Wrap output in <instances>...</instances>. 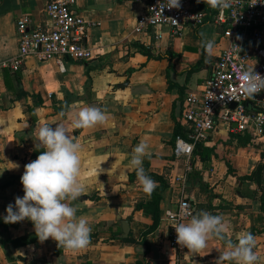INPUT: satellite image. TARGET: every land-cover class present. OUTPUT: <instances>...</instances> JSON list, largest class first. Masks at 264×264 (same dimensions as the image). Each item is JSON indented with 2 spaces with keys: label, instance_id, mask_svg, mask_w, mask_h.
Segmentation results:
<instances>
[{
  "label": "crops",
  "instance_id": "1",
  "mask_svg": "<svg viewBox=\"0 0 264 264\" xmlns=\"http://www.w3.org/2000/svg\"><path fill=\"white\" fill-rule=\"evenodd\" d=\"M47 1L0 0V264H214L226 250L224 241L209 239L207 247L194 255L187 248L176 251L169 246L166 211L183 196L194 214L204 210L221 216L227 225L226 239L236 242L241 234L251 233L258 264H264L260 188L242 178L259 163L257 150L246 146L258 141L231 133L219 122L208 141L199 143L189 157L173 154L175 121L182 137L190 130L183 118L185 96L203 88L211 63L228 43L213 22L215 9L194 0L195 7L206 10V20L173 37L167 26L135 31L147 0H76V12L95 23L84 37L91 58L64 59L60 65L54 58L39 60L30 54L17 70L2 67L19 51L17 20L26 17L29 29L45 23ZM201 32L215 40L207 62ZM138 45L154 56H168L148 57ZM85 106L104 110L107 121L90 129H72L69 115H59ZM58 123L82 145L86 194L72 204L78 217L95 225L91 243L78 252H65L51 238L40 243L30 220L6 224L3 219L7 206L24 195L20 177L24 166L35 160L37 126L55 128ZM141 141L150 152L143 166L147 161L146 171L165 181L153 230H149L151 196L145 195L129 167L132 150ZM12 163L19 167L10 169ZM198 173L205 183L202 188ZM121 219L129 221L130 241L120 237Z\"/></svg>",
  "mask_w": 264,
  "mask_h": 264
},
{
  "label": "built area",
  "instance_id": "2",
  "mask_svg": "<svg viewBox=\"0 0 264 264\" xmlns=\"http://www.w3.org/2000/svg\"><path fill=\"white\" fill-rule=\"evenodd\" d=\"M75 2L48 0L47 21L31 29L26 17L19 18L18 54L2 63V67L17 70L30 54L39 60L54 58L60 65L64 59L85 61L91 58L92 50L84 44V37L95 23L76 12ZM180 2V9L165 8L161 14L158 5L165 4L166 0H147L144 11L137 18L135 31L167 26L170 35L176 37L181 36L187 26L204 23L207 14L204 8L195 7L194 0ZM213 22L222 28L228 43L211 63V74L203 88L185 96L183 118L190 130L186 137L175 138L173 154L177 158L189 157L196 145L206 143L219 122L226 124L231 133L246 134L252 141L264 140V117L260 115L264 113V90L250 98L243 93L239 79L242 71L253 67L264 77V0H233L232 7L227 10L215 9ZM157 36L160 37V33ZM237 36L241 39L237 40ZM193 214L192 204L185 196L174 209L166 211L167 239L176 251L186 248L176 243L174 227Z\"/></svg>",
  "mask_w": 264,
  "mask_h": 264
},
{
  "label": "clouds",
  "instance_id": "3",
  "mask_svg": "<svg viewBox=\"0 0 264 264\" xmlns=\"http://www.w3.org/2000/svg\"><path fill=\"white\" fill-rule=\"evenodd\" d=\"M200 2L201 0H197V3ZM203 2L212 9L221 11L231 8L233 4V0ZM255 5L256 3L251 6ZM158 7L162 14L165 8L180 9L181 2L166 0L165 4H159ZM199 35L207 62L213 54L215 40L209 39L204 32ZM236 38L241 39L239 36ZM236 48L240 49L238 46ZM239 79L243 93L250 98L264 90V77L255 72L254 67L242 71ZM59 115H69L72 129H90L108 119L104 110L93 106L82 107L76 113L62 111ZM260 115L264 117V113ZM34 143L37 151H43L34 161L24 166L20 177L24 195L15 198V205L7 206L4 223L30 220L40 243L51 238L65 252L81 251L91 243L88 221L85 217L76 215L77 209L72 204L86 194V185L81 181L82 145L72 138L68 128L62 123L56 124L55 128L49 124L38 125ZM149 155V145L141 141L133 148L129 160V167L135 171L139 185L147 196H151L157 187V182L143 168V160ZM13 165L10 169L19 167L18 164ZM174 228L176 243L181 248H187L191 255L199 254L207 247L209 239L216 238L225 242L226 250L220 253L214 264H258L259 258L253 251L255 237L251 233H243L236 242L226 239L227 225L219 215L201 210L191 215L187 223H176Z\"/></svg>",
  "mask_w": 264,
  "mask_h": 264
},
{
  "label": "trees",
  "instance_id": "4",
  "mask_svg": "<svg viewBox=\"0 0 264 264\" xmlns=\"http://www.w3.org/2000/svg\"><path fill=\"white\" fill-rule=\"evenodd\" d=\"M206 20V18H205ZM139 47V50L144 53L145 55H147L148 57H156V58H161L162 56H168V53L164 54V55H156L154 56L148 49L144 48L142 45H138ZM169 70H170V64L167 66V78H168V73H169ZM169 79V78H168ZM169 84H170V80H169ZM183 133L180 129V124L178 123V121H175V128H174V132H173V138L175 139L177 136H182ZM244 135V134H243ZM246 135V134H245ZM240 137H242L241 134H239ZM247 136V137H246ZM245 137L249 139L248 135H246ZM199 145V144H198ZM196 145L195 148L198 146ZM43 151L42 149L37 151V150H34L33 151V156L35 157V159L38 157V155L40 154V152ZM147 161H145L144 163V170H145V173L150 176L154 181H156L158 184H157V187L155 188V190L153 191V193L151 194V200H150V204L153 205V214H152V222L150 224V227H149V230H153L157 225H158V222H159V217H160V209H159V202H160V199H161V196H160V191L163 190L164 186H165V181L163 179V177L159 174H156V173H151V172H147L146 171V167H147ZM136 175L135 171L133 172V174L131 176H134ZM199 177H200V187H204L205 186V183L204 181H202V177L200 176V174L198 173ZM264 175V162L257 165L256 168L249 174V175H246V176H243L242 178L243 179H249V180H253L255 181L259 188L262 184V178ZM259 200H260V203H261V211L263 212L264 214V195L261 194L259 195ZM264 218V216H263ZM93 227H95L94 224H91L90 225V228L92 229ZM263 232H264V227H263ZM91 237H92V234H91ZM123 241H130V237L127 236L125 238H121ZM136 264H143L141 262H137Z\"/></svg>",
  "mask_w": 264,
  "mask_h": 264
},
{
  "label": "rangeland",
  "instance_id": "5",
  "mask_svg": "<svg viewBox=\"0 0 264 264\" xmlns=\"http://www.w3.org/2000/svg\"><path fill=\"white\" fill-rule=\"evenodd\" d=\"M263 145H264V140L259 141L258 143L250 142L249 145H246V146H249L250 148H255L257 150L256 156H258V161H259V163H257L258 165L264 162V147H263ZM262 178H264V175ZM262 180L263 181H262V184L260 186L259 195H261V194L264 195V179H262ZM263 216H264V214H263Z\"/></svg>",
  "mask_w": 264,
  "mask_h": 264
},
{
  "label": "water",
  "instance_id": "6",
  "mask_svg": "<svg viewBox=\"0 0 264 264\" xmlns=\"http://www.w3.org/2000/svg\"><path fill=\"white\" fill-rule=\"evenodd\" d=\"M231 106L234 107V104H232ZM120 223H121V228H122V233L120 237L125 238L129 235V230H130L129 221L126 219H121Z\"/></svg>",
  "mask_w": 264,
  "mask_h": 264
}]
</instances>
